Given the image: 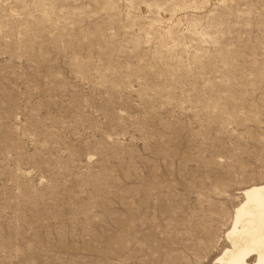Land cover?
Instances as JSON below:
<instances>
[{"label": "rangeland", "instance_id": "374dc122", "mask_svg": "<svg viewBox=\"0 0 264 264\" xmlns=\"http://www.w3.org/2000/svg\"><path fill=\"white\" fill-rule=\"evenodd\" d=\"M260 181L264 0H0V264H210Z\"/></svg>", "mask_w": 264, "mask_h": 264}, {"label": "bare ground", "instance_id": "6f19581e", "mask_svg": "<svg viewBox=\"0 0 264 264\" xmlns=\"http://www.w3.org/2000/svg\"><path fill=\"white\" fill-rule=\"evenodd\" d=\"M237 196L238 202L227 214L223 239L218 243L220 236H217L212 241L215 248H209L210 243L198 248L199 258L212 257L210 264H264V181L242 187ZM208 231L209 227L205 226L203 233Z\"/></svg>", "mask_w": 264, "mask_h": 264}]
</instances>
